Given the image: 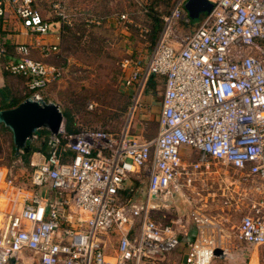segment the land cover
I'll return each mask as SVG.
<instances>
[{
	"label": "built area",
	"instance_id": "2783aa9c",
	"mask_svg": "<svg viewBox=\"0 0 264 264\" xmlns=\"http://www.w3.org/2000/svg\"><path fill=\"white\" fill-rule=\"evenodd\" d=\"M187 1L174 0L160 16L144 60L121 62L129 106L120 130L64 133L49 138L61 144L59 152L20 153L0 168V264H162L181 245L188 264H211L231 237L264 246V0H207L211 10L194 28ZM6 4L30 34L54 32L34 0H0V18ZM51 7L58 21L70 23L64 0ZM38 49L43 57L58 53L20 44L16 58L1 64L23 80L25 94L64 74L32 58ZM158 81L157 133L147 139L132 124ZM128 181L143 184L142 200L138 187L122 195ZM215 190L220 214L209 211L214 197L203 199ZM175 196L195 203L189 222L166 216L179 210L168 205ZM187 223L191 237L180 231Z\"/></svg>",
	"mask_w": 264,
	"mask_h": 264
},
{
	"label": "rangeland",
	"instance_id": "374dc122",
	"mask_svg": "<svg viewBox=\"0 0 264 264\" xmlns=\"http://www.w3.org/2000/svg\"><path fill=\"white\" fill-rule=\"evenodd\" d=\"M56 1L34 0L35 5L38 4L47 11L46 16L49 18L54 17L51 5ZM173 2L174 0H64L65 10L69 14L77 12L70 19L69 25H64L67 27L62 34L58 59L55 60V64L63 68L64 74L45 91L43 97L46 101H56L62 111L71 114L69 128L111 132L120 130L124 125L129 106L128 94L121 85V62L130 57V54L140 53L144 60L152 48L148 27L147 37L143 40L145 49H142L140 42L138 44H141V47H138L140 51L133 52L132 49L138 45H128L123 42L124 29L121 27L124 26L118 25L117 28L108 20L103 21L99 26H86L85 19L88 16L108 19L112 17V21H115L118 16L126 15L127 20L142 18L151 23V19L148 18L151 9L152 14H157L159 17L169 11ZM199 20H191L189 27L194 28ZM144 51H148L145 57L142 56ZM153 87L146 94L154 106H151V111L147 114L149 117L145 123L143 122L144 137L154 135L156 131L158 103L161 100L163 86L161 81H158ZM46 151L49 152V148ZM14 156L11 133L9 130H0V168L8 165ZM141 185L138 187L140 193L136 196L137 200H142L144 197L141 194L144 186ZM214 193L217 194L213 195L214 200L211 204L209 201L208 208L209 211L220 214V192ZM185 208V205H182L179 210L166 213V216L184 217L187 214ZM180 231H190V225L186 229L181 228ZM226 244L238 248V251L233 253L231 258L220 259L222 262L220 264H264V246H248L234 237L227 240Z\"/></svg>",
	"mask_w": 264,
	"mask_h": 264
},
{
	"label": "crops",
	"instance_id": "0c3cea01",
	"mask_svg": "<svg viewBox=\"0 0 264 264\" xmlns=\"http://www.w3.org/2000/svg\"><path fill=\"white\" fill-rule=\"evenodd\" d=\"M36 6H38V8L40 9L42 16H43V19L48 21V22H52L53 28H54L53 33L46 35V36H37V35L30 34L22 26L21 22L15 17L11 6L7 5V4L4 6L5 10H6L5 16L3 18H0V46L3 47L7 52L6 56H4V57L0 56V95H3L5 97L6 102H8V103H9V101L12 100V98H15L16 100L19 99V101H22L23 100L22 97L25 96V89H24L23 80L20 78H15L11 75L6 74L3 71L2 65H1L2 62H4V61L13 60L16 58L15 51H14L15 46L20 45V44L38 45V46L47 45L50 47L55 46L58 48V53L51 54L48 57H43L40 53V50L38 49V50H33L31 52V56H32V58H34L36 60L44 61L46 64H48L50 66H58L57 64H55V60L58 59V54L60 51V45H61V41H62L61 40L62 39V29H63L64 25H69V24L62 23V22L58 21V19L55 17L49 18L48 16H46L47 11H45L38 4ZM76 13H74L72 15H75ZM90 17H93V16H88V19ZM103 18H106V20L111 21V23H112L111 25L114 24L115 27H117V28H118V25H120V27L124 26V27H121L124 29V30H122V33H123L122 39H123L124 43H126L128 45H133V44L138 45L140 42H142L141 43L142 49H145L144 41H143V40H145V38L140 34L148 32V30H147V22L148 21L143 20L142 18H140V19L136 18L133 20H127V22H122L118 18H115V21L114 20L112 21V17H110L109 19L107 17H103ZM88 19H85V23L87 24V25L85 24L86 26H90V24H88V22H87ZM135 29H137V30L135 31ZM156 37H157V35H156ZM156 37H155V40H156ZM155 40H154V42H155ZM154 42H153V44H154ZM141 44L138 46H135L132 49V51L133 52H135L136 50L140 51V49H138V47H141ZM153 44H150V46L152 47ZM147 53H148V51L147 52L144 51V54L142 53V56L144 55V57H145ZM130 57L131 58L136 57V58H139L142 60L141 53L139 55H137V54L131 55L130 54ZM30 98H34V97H30ZM35 99H37V98H35ZM49 102L58 105V103L56 101H49ZM143 104L145 107L144 110L140 111V113L137 114V117L134 121L135 123H133V133L135 135L142 136V137H144L143 136V132H144L143 122L145 123V121L148 119L149 116H147V114L150 113L151 106L152 105L154 106V103L152 102L150 97L147 95L144 98ZM158 106H159V112H160L161 100L158 103ZM59 108H60V106H59ZM158 115H159V113H158ZM157 119H158V116L156 117V131H155L154 135H156V133H157ZM138 126H139V128H138ZM134 128L136 130H134ZM151 136H153V135H151ZM215 191H217V190H215ZM203 194H205V193H203ZM215 194H217V193H214V195ZM210 197H214V196L211 194L203 195V199H208ZM183 205H185V207H186L185 210L187 211V214L185 216V220H186V222H189L188 216H190V213L194 210L195 203H192L189 205H187V204H183ZM188 225H189V223H187V226ZM184 235L187 237H191L194 235L192 225H190V231H187V232L185 231ZM224 249H225V251L222 252L221 255L217 256L216 257L217 260H213L211 262V264H220V263H222V262H220V259L231 258L233 253L238 251L237 250L238 248H236L234 246H230V245H226L224 247ZM162 264H188L186 248L181 245L177 250H175L174 252L169 254L165 258V260Z\"/></svg>",
	"mask_w": 264,
	"mask_h": 264
},
{
	"label": "water",
	"instance_id": "95a60500",
	"mask_svg": "<svg viewBox=\"0 0 264 264\" xmlns=\"http://www.w3.org/2000/svg\"><path fill=\"white\" fill-rule=\"evenodd\" d=\"M185 10L190 20H199L211 10V4L207 0H188ZM65 123L58 105L40 99L27 98L13 108L0 110V125L12 135L15 156L31 151L33 141L39 136L40 130L47 131L51 140L57 139L65 133ZM141 194L144 196V189ZM183 204L178 196L168 202L169 206L178 209ZM215 254L219 256L222 252L217 250Z\"/></svg>",
	"mask_w": 264,
	"mask_h": 264
},
{
	"label": "trees",
	"instance_id": "16d2710c",
	"mask_svg": "<svg viewBox=\"0 0 264 264\" xmlns=\"http://www.w3.org/2000/svg\"><path fill=\"white\" fill-rule=\"evenodd\" d=\"M35 4V2H34ZM52 6V5H51ZM35 7L37 8V10H39L40 14L42 15L40 9L38 8V6L35 5ZM52 8V7H51ZM155 9V8H154ZM43 17V16H42ZM55 17V16H54ZM160 17V16H159ZM159 17L156 15H153L152 14V9H151V12L148 14V18L151 19V23L147 22V27L148 29H150V32H149V39H150V43L153 44L154 40H155V37L159 31V28H160V19ZM191 21V20H190ZM94 26V25H93ZM65 27L67 26H63V29H62V34L64 32V29ZM148 32L146 33H143V34H140L142 35L145 39L147 37V34ZM136 58V57H134ZM4 71V70H3ZM5 72V71H4ZM6 74H8L7 72H5ZM9 75V74H8ZM122 76V74H121ZM16 78V77H15ZM58 81V80H57ZM56 81V82H57ZM54 82V83H56ZM52 83V84H54ZM50 84L46 89L44 90H41L40 92H37L36 94L34 93H27L25 94V96L22 97L23 100L27 99V98H30V97H34V98H37V99H40L46 103H50L49 101H46V99H44L43 97V94L45 93V91L52 85ZM154 82L152 83V85L149 87V89H152L154 88ZM22 100V101H23ZM22 101H19V99H15V98H12L11 101L6 102L5 100V97L3 95H0V110H4V109H10V108H13L15 106H17L19 103H21ZM62 111V110H61ZM62 114H63V117L64 119L66 120V131L65 133L66 134H76L78 133L79 131L83 130H74V129H71L69 128V124L71 122V114L69 112H64L62 111ZM0 130H7L6 128H4L2 125H0ZM132 130H133V126H132ZM49 134L47 131L45 130H40L39 131V136H38V139L36 141L33 142L32 144V147H31V151L28 153V154H24L23 157L24 158H27L29 157L33 152H37V151H40V152H43L45 154H48V152L46 151L48 148L49 150H56L57 149V152H59L61 150V144L57 145V146H52L51 144H53L54 142H50L49 141ZM155 135L153 136H149V137H144V138H152L154 137ZM51 143V144H50ZM15 157V156H14ZM13 157V159H14ZM13 161V160H12ZM138 187V184H135L134 182H131V181H128L127 184H126V189L123 191L122 195L124 197H129L131 196L136 188Z\"/></svg>",
	"mask_w": 264,
	"mask_h": 264
}]
</instances>
